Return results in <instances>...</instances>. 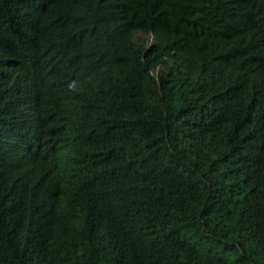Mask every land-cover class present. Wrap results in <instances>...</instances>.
Returning <instances> with one entry per match:
<instances>
[{
    "label": "trees",
    "instance_id": "16d2710c",
    "mask_svg": "<svg viewBox=\"0 0 264 264\" xmlns=\"http://www.w3.org/2000/svg\"><path fill=\"white\" fill-rule=\"evenodd\" d=\"M0 264H264V0H0Z\"/></svg>",
    "mask_w": 264,
    "mask_h": 264
},
{
    "label": "rangeland",
    "instance_id": "374dc122",
    "mask_svg": "<svg viewBox=\"0 0 264 264\" xmlns=\"http://www.w3.org/2000/svg\"><path fill=\"white\" fill-rule=\"evenodd\" d=\"M152 42V38L150 37V43Z\"/></svg>",
    "mask_w": 264,
    "mask_h": 264
}]
</instances>
